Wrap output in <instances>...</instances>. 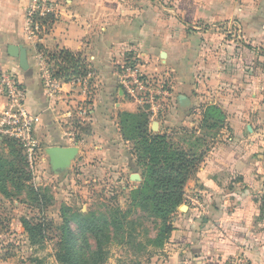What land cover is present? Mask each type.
Instances as JSON below:
<instances>
[{
  "label": "crops",
  "instance_id": "1",
  "mask_svg": "<svg viewBox=\"0 0 264 264\" xmlns=\"http://www.w3.org/2000/svg\"><path fill=\"white\" fill-rule=\"evenodd\" d=\"M48 1L56 18L30 40L27 0H0V76L13 74L24 89L44 149L130 154L115 118L137 111L118 84L122 65L135 56L141 72L169 80L164 101L173 103L151 126L156 132L172 122L193 126L209 106L226 117L224 136L184 188L163 264H229L237 256L264 264V0ZM9 45L26 49V71L8 56ZM37 47L80 54L88 77L48 89L35 65ZM181 95L190 102L185 109ZM193 107L198 116H191Z\"/></svg>",
  "mask_w": 264,
  "mask_h": 264
},
{
  "label": "rangeland",
  "instance_id": "2",
  "mask_svg": "<svg viewBox=\"0 0 264 264\" xmlns=\"http://www.w3.org/2000/svg\"><path fill=\"white\" fill-rule=\"evenodd\" d=\"M45 52L57 50L46 51L37 47L34 50L35 65L45 78H51L52 63L48 62ZM165 80L169 87V80ZM128 99L135 101L130 97ZM172 103L162 102L157 118L151 121L152 115L146 106L136 102V107L144 110L149 117L150 133L169 136L175 143L180 142L186 151L195 146L197 154H203L201 163L186 181L184 192L187 182L195 175L215 141L224 136L219 134L226 128V123L224 121L222 127L210 130L207 128L208 121L201 123V118H197L199 124L197 121L193 126L181 127L172 122V126L156 132L151 126L168 116L169 109H165V106ZM194 109H191V116H198L200 112H194ZM163 110L166 112L163 113ZM170 113L169 118L173 121L178 118L177 111ZM122 114L115 118L116 130L120 144L123 143L130 154H112L111 150L107 154H87L73 146L77 149L75 158L65 169L53 170L49 155L45 153L47 148L44 149L41 143V153L32 167L19 157L20 154H15L19 158L10 159L14 160L19 175L15 177L12 187L7 185L4 193L0 192V264H61L57 259L61 249L66 255V264H81L67 257L72 252L68 238L70 231L76 235L75 250L83 264H91L90 256L98 246L104 255L98 264L165 262L167 256L163 248L167 240L157 241L160 220L141 208L138 197L133 200L134 190L142 182V169L135 166L139 135L125 127L124 120L130 127L136 123H132V119L127 120ZM85 133L89 134V130L86 129ZM6 152L5 148H0L3 159H8ZM85 217L90 222L101 218L106 220L108 229L99 240L95 239L94 234H81L79 231V219ZM21 221L33 224L41 222L45 228V238L39 243L31 242L23 232L24 223L21 225Z\"/></svg>",
  "mask_w": 264,
  "mask_h": 264
},
{
  "label": "trees",
  "instance_id": "3",
  "mask_svg": "<svg viewBox=\"0 0 264 264\" xmlns=\"http://www.w3.org/2000/svg\"><path fill=\"white\" fill-rule=\"evenodd\" d=\"M46 23V22H44ZM49 63H52L51 78L57 82L70 83L88 77L90 72L89 65L80 54H74L67 50L60 49L57 52H45ZM148 114V113H147ZM128 119H132L134 126L130 127L124 120L125 127L133 129L139 139L136 150L135 166L142 169L141 184L134 190V198L138 197L141 208L149 211L155 218L160 220V230L157 235V241L167 240L172 232L170 219L175 214L177 208L184 202L183 187L188 178L194 173L197 166L203 159V154H197L195 146L188 145L189 150H185L180 142L175 143L173 138L162 134L150 133L148 128L149 117L145 115L144 110L137 109L134 114L123 113ZM226 117L217 106H209L201 116V123L209 122L207 128L212 130L223 126ZM138 120V121H137ZM200 128V127H199ZM7 150L8 159L0 156V192L4 193L7 185L15 184V177L19 175V170L14 166L12 158H22L21 149L17 142L12 139L2 138L0 142ZM15 154H20L18 157ZM264 208V205L262 206ZM79 218V217H77ZM31 242H40L45 238V228L41 222L35 224L29 222H20ZM79 231L82 233L94 234L95 239L99 240L107 231L108 224L105 219H95L90 222L89 218L79 219ZM67 224V222H66ZM25 225V226H24ZM67 226V225H66ZM64 229V226L63 228ZM66 231L68 232L67 228ZM76 235L68 232L71 255L67 257L74 262L83 264L82 259L75 250ZM98 245V244H97ZM58 261L66 262V255L61 251L57 255ZM104 259L100 246L96 252L90 256L91 264H98L99 260Z\"/></svg>",
  "mask_w": 264,
  "mask_h": 264
},
{
  "label": "built area",
  "instance_id": "4",
  "mask_svg": "<svg viewBox=\"0 0 264 264\" xmlns=\"http://www.w3.org/2000/svg\"><path fill=\"white\" fill-rule=\"evenodd\" d=\"M55 18V8L50 1L27 0L24 24L27 39L38 38ZM78 81L80 80L74 82ZM118 82L121 92L149 109L152 115L150 121L157 118L160 104L169 97L166 80L141 72L138 59L132 55L122 65ZM45 85L54 90L58 82L46 77ZM0 97L5 101L0 108V139L15 140L26 163L32 167L41 153V142L35 135L37 118L27 110L25 91L13 74L5 73L0 76ZM229 264H246V261L242 256H237Z\"/></svg>",
  "mask_w": 264,
  "mask_h": 264
},
{
  "label": "water",
  "instance_id": "5",
  "mask_svg": "<svg viewBox=\"0 0 264 264\" xmlns=\"http://www.w3.org/2000/svg\"><path fill=\"white\" fill-rule=\"evenodd\" d=\"M7 54L9 57L16 58L18 60V65L21 70L26 71L28 69L27 53L23 46L9 45L7 47ZM177 102L183 109L190 105L189 99L182 95L177 98ZM45 153L49 155V160L53 170H62L65 169L75 158L77 149L74 147L55 146L47 148Z\"/></svg>",
  "mask_w": 264,
  "mask_h": 264
}]
</instances>
